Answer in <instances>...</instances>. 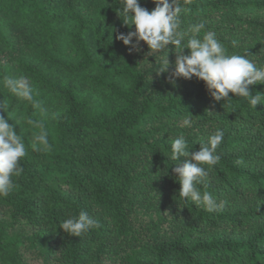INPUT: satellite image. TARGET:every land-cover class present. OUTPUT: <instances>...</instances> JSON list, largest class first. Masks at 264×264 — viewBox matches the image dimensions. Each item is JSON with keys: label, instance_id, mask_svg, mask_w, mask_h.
I'll return each instance as SVG.
<instances>
[{"label": "trees", "instance_id": "obj_1", "mask_svg": "<svg viewBox=\"0 0 264 264\" xmlns=\"http://www.w3.org/2000/svg\"><path fill=\"white\" fill-rule=\"evenodd\" d=\"M179 3L181 30L203 20L229 54L264 65V0ZM121 9V0H0V114L28 148L0 198V264H28L25 251L44 264H264V103L231 93L215 101L195 76L173 85L171 44L146 69L116 39L135 30ZM167 53L172 64L157 72ZM21 75L39 109L4 86ZM249 89L264 97V84ZM184 117L191 128L179 127ZM29 120L44 124L50 152L32 150L40 128ZM216 128L221 160L198 187L225 205L208 212L178 196L179 161L169 156L177 136L198 151ZM81 211L98 227L71 236L60 223ZM142 217L151 219L144 236Z\"/></svg>", "mask_w": 264, "mask_h": 264}, {"label": "clouds", "instance_id": "obj_2", "mask_svg": "<svg viewBox=\"0 0 264 264\" xmlns=\"http://www.w3.org/2000/svg\"><path fill=\"white\" fill-rule=\"evenodd\" d=\"M153 2L156 6L149 11L140 5L139 0H121L123 23L129 27L135 25V30L127 34L119 33L116 39L121 40L126 46L130 45L129 52L139 51L141 41L146 43L149 56L168 49V45L171 44L176 52L174 67L169 77V82L173 85L176 78L191 79L195 76L204 81L215 101H224L235 95L247 98L253 108H256L258 102L264 103V97L253 95L249 89V85L264 84V65L258 67L245 55L229 54L226 46L217 38V34L205 30L206 23L203 20L190 25L187 30H181V13L185 9L179 0H171V2L153 0ZM184 2L191 3V0ZM235 46L236 42L233 41V47ZM185 48L190 50L187 55L183 54ZM171 64L167 53L161 58L157 72L168 71ZM3 84L12 94L30 102L34 109L40 108V104L34 100L33 86L28 77L6 76ZM0 112L5 113L2 104H0ZM9 119L6 115L0 114V198L8 197L15 187L13 177L21 175L23 167L20 162L28 155L23 137L18 134L15 124L10 123ZM28 123L40 128L39 134H34L32 137L30 145L32 150L50 152L53 145L49 141V133L44 124L35 120H29ZM192 126L193 121L190 117H184L179 122L181 128ZM224 136V131L216 128L207 142L202 144L198 151L193 152L189 151L188 140L183 134L171 142L169 157L173 161H179L172 169L176 174L175 179L181 185L178 196L184 201L190 200L196 205H203L208 212L222 210L225 202L218 203L210 192H202L198 185L207 178L208 170L219 164L221 157L217 149L223 142ZM182 157L185 158L183 162H181ZM237 163L243 161L238 160ZM60 227L69 235L79 237L98 227V224L87 212L81 211L78 216L62 221Z\"/></svg>", "mask_w": 264, "mask_h": 264}, {"label": "rangeland", "instance_id": "obj_3", "mask_svg": "<svg viewBox=\"0 0 264 264\" xmlns=\"http://www.w3.org/2000/svg\"><path fill=\"white\" fill-rule=\"evenodd\" d=\"M139 51L137 53L141 56V62L145 66L146 69H151L153 67V58L155 55H147L148 53V47L145 42L142 41V43L139 46ZM150 220L148 217H142L140 218V221L137 225V230H139L140 234L144 236L146 233H148V228L150 224ZM25 257L28 262V264H44V262L37 257V255L31 251H25Z\"/></svg>", "mask_w": 264, "mask_h": 264}]
</instances>
